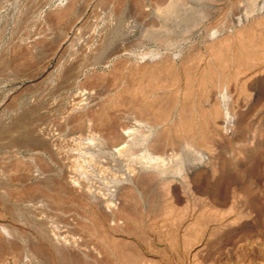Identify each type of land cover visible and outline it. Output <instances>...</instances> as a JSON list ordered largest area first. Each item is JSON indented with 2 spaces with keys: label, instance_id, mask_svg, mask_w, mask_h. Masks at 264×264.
<instances>
[{
  "label": "rangeland",
  "instance_id": "rangeland-1",
  "mask_svg": "<svg viewBox=\"0 0 264 264\" xmlns=\"http://www.w3.org/2000/svg\"><path fill=\"white\" fill-rule=\"evenodd\" d=\"M219 1H220L219 3L218 1H216V4L213 7L217 11L214 12L213 8L210 9L207 12V15H205L202 19L200 18L197 19V17L194 14V15H190L188 19L184 21H180L181 15L179 13L181 11L179 6L177 7L174 6L173 8L171 5V7L167 8V10L169 11L165 9V11L164 12L162 11L163 13H161L159 17H155V12L153 11V8H151L153 7L152 0H0V161H1L0 162V172H1L0 173V264H30L31 262H32L31 264H264V96L262 93L260 95L261 97L260 96L257 97V99L259 100H256V96L252 93V89L250 88L253 81H257L258 79H261V77L264 78V75H259L260 77L259 76L256 77L257 80H254L256 79L254 78L252 82H251V78H249L250 76L247 75L250 72V70L252 72L253 70L252 68H255L254 66L255 62L260 60L261 59L260 57L264 58L262 54V51H264V44L259 47V49L261 48L260 50L258 49V54L263 49L259 54L260 57L256 56L257 59L251 58L250 59L251 63L250 61L248 62L250 65H248L247 63L248 69H246L247 71L245 72L243 71L245 70V67H242L243 70L240 68L241 66H238L239 68H237V61H236L237 59L234 60V58L236 57L233 56L234 57L233 58L231 56V54L232 55L234 54V51L232 49H234L239 42V40H237L238 37L236 38V36L240 37L239 35L240 32L241 31L246 32V30L249 29L248 26H251L252 24L256 26L257 23H258L257 26H260L261 24V26L258 27L259 29L257 28V26L255 27L253 25H252L253 28L250 27L254 31L256 28L255 31L256 34H257V30L258 31L260 30L258 34L259 36L258 35L256 36V34H254L255 33L254 31H253L254 33H252L251 31L252 34H249L248 32L251 29H249L248 32H246L249 34L248 36H246L247 35L246 33H242V32L241 35L245 34L244 36L248 37L249 39V36L251 37V35L254 34L255 36L253 35L252 37L255 38L252 39L251 37L250 38L252 39L251 41H255V40L258 41L259 39L261 41V38L258 37L264 35V23H263L264 7L258 13L254 14L258 18V22L252 20L249 22L252 16L253 18L251 19L257 20L254 17V15L244 17V15H242L243 13L241 14L239 13L241 15L240 16L238 13H235V10H233L234 1H232V3L231 0L229 1L226 0L227 2L225 0H219ZM193 2L194 0H188V2L187 0L185 1L187 5L195 6V7L199 6ZM221 2H223V4H221ZM70 4H72L73 6ZM225 4H228L229 7L228 5L225 6ZM68 5L73 7L72 10L73 12L72 11L69 12L68 15L66 13L65 15L67 16L64 15L62 17L60 16V18L59 17L56 18L57 16L55 15L59 14L58 12L64 11V9L66 10V8L68 9L67 7ZM218 5H220L219 8ZM230 6L231 7L233 6L232 7L233 9ZM229 8L232 10H230ZM170 10L171 13H169ZM176 11H177V15L175 13ZM166 13L170 15L165 16L164 14ZM234 15L236 16L239 15V18L236 19V16ZM245 18L248 19L246 20ZM233 20L234 21L236 20L238 22H233ZM244 21L247 22L249 25L245 24ZM221 22L223 23L222 27H220ZM226 22L227 24H225ZM181 23L184 24L182 25ZM167 24H169V26ZM214 25L218 27L215 28ZM245 26L247 27L246 30L244 29ZM164 27L165 29L167 28V31L169 32L168 33L169 36L171 34L170 37L168 36V34H165L167 33V31L164 29ZM202 27L204 28L206 27L207 30L204 28L202 29ZM212 27H214V29H212ZM237 27H240V32H238L239 28ZM260 28H262L263 31ZM125 29L129 30L127 32L128 34L125 32L126 31ZM144 29L146 30V32ZM162 29L164 31L161 32ZM185 29H188L189 32ZM198 29L200 32L198 31ZM205 30L207 32L210 30H214L213 36L211 35L212 36L211 37L209 35H206L207 32H205ZM218 30H220V32ZM203 32L205 35L202 34ZM85 35L87 36V38H85L86 37ZM149 35H151V37ZM229 35L231 36V38ZM64 36L70 37V43L67 46H69L70 44L71 45L70 47L65 46L67 49L62 48L63 52H61L62 51L61 50L60 51L61 55L59 54V56H57L54 54L53 51L56 50V47L58 46L60 40ZM242 37L243 36L240 37L241 42L245 38ZM226 38L228 42L225 43L229 44L230 46V47L228 46L229 48H226L227 44L226 45L224 43L222 45L220 44V42L221 41L223 42V40H225ZM88 39H90L89 41L91 43L88 41ZM101 39L102 41H100ZM175 39L178 41H176ZM182 39L185 40L183 41ZM246 39L244 41H246ZM91 40H93L96 44H98V46ZM109 40H112V42L114 43L123 41L124 43H126V46L128 45L127 52H125V54L124 53L120 55L117 54L119 57L117 55L109 57L106 62V64L108 65H106L105 63H103V65L102 63H98V64L90 63L91 64L90 66L87 63L89 59L88 57L90 55V50L92 48L93 49L95 48L98 51H100L101 49H98L99 44H102L103 42L105 43L106 41ZM170 41H172L173 43ZM230 41H231V45H230ZM84 43L88 44L86 46L89 47V48L87 47L89 51L86 49ZM163 43L165 46L163 45ZM82 44H84V49H82L83 47H81ZM219 44L220 46L215 48V46ZM90 45H92L91 46L92 48L90 47ZM129 46L132 48V50ZM213 47L214 50L212 49ZM218 48H221V50H219ZM216 49L218 51H221V53L220 52L218 53ZM81 50H83L82 53L84 56L83 55L82 56L84 58L83 60L84 62L83 61L78 62L77 64L79 66L75 65L72 67V69L71 68L68 69L67 64L66 65H64L65 63L62 64L67 57L71 56V54L72 56L74 55L73 52H76L75 54L77 53L82 54ZM148 50H154V51L159 50L158 52H160L162 56L159 55L158 57L148 61L146 58L144 59L143 57L140 56L141 53L143 54L145 51ZM212 50L216 51V53L215 52L213 53ZM163 53H165L167 57ZM215 54L219 59H215L216 58ZM226 54H228L227 58L229 56L233 58L234 61L230 58L226 59ZM134 56L135 57L137 56L136 58L138 59H136ZM117 57L119 59H121V57L122 58L124 57V60H121V62H125L126 65L128 66L131 64V66L133 67V65L136 64L134 65V68L136 67L141 68L143 67L142 65L144 64H145L144 66H147L149 65L150 62L160 63L162 60L169 61L173 65V67H175L173 72L176 71L177 73L176 72L175 73L178 74L180 70L182 71L178 75H176V77H173L172 80L170 77L171 73H169L168 71L166 72L163 71L159 77L160 78H163V76H165V78L167 77L166 78L167 80L164 78L163 79L166 80L165 81L166 84L167 82L169 83L168 85H165L162 82L164 80L161 79L162 80L161 81L160 79H157V83L159 82L158 83L159 85H161L160 82H162V84L165 85L164 87L163 85H161V87L160 86L158 87L163 89V92H166L167 96L168 95L170 96L171 94L174 95L176 92L175 97L176 99L179 100L180 97H185L187 93V92L185 94L183 92L180 93V91H189L185 88L187 87V85H189L188 86L189 89L190 88L192 89V92H190L191 90L189 91V98L191 97L190 100L201 99L199 103L202 104L205 103L203 104V107L205 105L207 106V107L205 106L206 107L205 109H212V107L210 106H209L210 108H208V105L212 104L213 106L214 104L213 107H215L217 103V106L214 108V110L222 109V111L218 110L220 111L218 113L219 115L216 114L218 117L221 115L222 118L223 117L222 113H224V111H226L229 115L231 114L230 115L231 117L232 115L234 116L232 117L234 119L231 122V124L233 125L231 126L232 128H230L229 126L231 124H229V126L228 125L224 126L225 124H223L220 121L221 124L224 126L223 127L220 124V122H218V119L220 118L214 116L215 114L212 113L213 115L211 114V116L213 118H210L211 116H209L208 118L209 126L208 125L207 126L210 130L213 131V133L208 128L206 130L212 133L208 135L211 136V138L212 136H214L212 138L213 140L208 137L207 135L208 131L206 132L207 135L206 138L204 137L206 141L205 140L203 141L204 138L202 137L198 138L199 135H195L197 137L194 136L193 141L191 140L193 146L202 145L201 148L205 147V149H207L205 152L208 153L209 155L207 159V164L208 165L212 164L210 165V167H208V171L210 175V176L208 175V177L210 181H212L213 184L216 183V185L219 186L221 184L222 186L224 185L227 186V191L229 194L228 198L231 199H228V201H226L228 203L222 204L223 207L221 205L212 204L208 200L209 198L205 193H202L201 195L199 194L200 195L199 196L193 191H191V189L187 190L186 188L180 190L182 191L183 195L182 193L178 192L179 196L177 198L175 197L173 192L168 188L166 182L161 186V189L164 190V193L162 192V190H160L159 201L156 205H154L156 207L149 205V202H146L145 200H142L143 199L142 197H139L138 202L141 201L139 202L141 206L137 205L139 208L136 207L137 208L136 210H138L136 212L138 216L135 215V218L132 215L127 217V213H125L124 208L128 210L129 206H133V205L132 204L128 205L129 201H127L124 198V196L131 193L133 191V188H130L128 190V189H122L123 188L122 187L120 190H117L116 186L114 185L115 181H113V177L114 175H115L114 179L119 177H124L126 171L129 168L128 165H124L122 167L118 165H113L111 162H108V159H106L105 156H103V151L101 146H98L97 144H93L94 145L93 146V145H89L88 143L89 141L91 142L93 140L92 137L94 138L96 134H99L100 130H99V123L97 125L95 124L98 122L97 119H95V121H97L95 122L92 116L91 117L90 115L87 116V114L89 113L95 114L98 111L104 109V106L101 105L102 103H100V101L102 100L106 101L109 98H119L120 96L118 93L119 89L115 90L112 88L114 91V92L111 91L112 94L110 93L111 89H109V91H107V94L110 97H108L106 92H104L106 95L102 93V94L94 95L93 96L94 98L92 97L91 99L90 98L81 99L80 102H85L87 100L86 101L87 103L88 102L92 103V104L89 103L90 105L87 104V106L83 107V109L81 106L82 103L77 104L76 102L78 101L75 100V96H74L77 93L82 92L84 87L83 81L85 80V77H87L90 73L99 75L100 73L98 74V72H101L103 74L104 73L106 74L108 71H110L111 67L113 68L115 66V64L113 65V63L116 64L120 63ZM162 57L163 59L160 60ZM110 58H112L113 60H111ZM170 58L172 60H170ZM62 59H64L63 62ZM220 59L223 63H221ZM137 60L138 61L140 60V62L142 63L141 67L139 65L140 62L138 63ZM144 60L145 62L146 60L148 61L147 65L146 63H144ZM217 60L222 66V69L220 65L219 66L217 65L218 64ZM178 61L182 64L178 63ZM213 61L215 62L214 64L217 66L213 64ZM260 61L256 62V64H258ZM128 62H130V64ZM185 64H189V66L187 65L185 68ZM181 65L183 66L181 67ZM209 65L211 67H209ZM233 65L234 67L236 65V69L234 68L235 72L234 69H229ZM240 65H244V64H240ZM190 67H192L193 69ZM205 67L207 68L209 67L210 70L212 67L213 68L217 67L218 71L212 69V71L214 70L212 77H214V75L217 73L220 74V72H222L223 69H226L225 71H223L226 74L224 76H221L223 73L222 72L219 75L220 77L218 78H217L218 75L217 74L215 75L216 77H214L215 79L212 78L201 85L200 79L203 77H207L206 75L209 76L208 73L209 68L206 70ZM186 69L188 71H186ZM240 69L243 71V74L242 71L241 73H239ZM229 70L233 72L232 75H231L232 72ZM201 71L204 72L203 74H205V76L202 74ZM237 71L238 74H235L236 78L233 77V79L236 80L234 81L232 79L233 81L232 80L227 81V74L234 76V73H236ZM187 72H189L190 78H188ZM198 72L200 73L197 75ZM175 73H173V75H175ZM71 74L74 77H70ZM168 75L170 78L168 77ZM230 75L229 77H231ZM245 75H247L246 77L250 80L246 79ZM182 76L187 77L191 81L193 80L192 81L193 83H191V81H189L187 78L183 79L184 77ZM68 77L69 80L71 81L70 83ZM229 77L228 79L232 78ZM239 78H241L242 80ZM219 79L221 81L224 80L225 84L224 82L220 81V85H219ZM248 81H250L249 83L251 84H249ZM175 82L178 84L176 85ZM196 82H200L198 83V86L199 88H202L204 86L202 88L204 90L198 89L199 90L198 91L197 90L198 86ZM227 82H231V83L230 84L228 83L229 85H226ZM242 82L244 83L241 84ZM209 83L210 85H208ZM213 83H214V88H211L213 87ZM221 84L226 86L228 89H226V87L222 86ZM262 84L264 85V83ZM205 85H208L207 90L205 89ZM216 86L217 88H215ZM164 89L165 90L168 89L167 90L168 92L165 91ZM176 89L180 91H175ZM196 91L200 93V96L199 93ZM193 92L195 97L192 96L193 94L190 95V93ZM195 93H198V95L196 94L197 95L196 96ZM210 93L214 95L211 97ZM166 94L164 95L163 93L162 95L166 97ZM222 94L226 95L227 98L225 101L227 102L228 100V104L224 101ZM208 96L211 97V100L209 99L210 97ZM218 97L219 98L221 97L219 100L221 102L218 101L219 99ZM249 97L250 100L252 99L251 101L249 100ZM98 99H100V101ZM178 100H176V104L178 103L180 104L182 101L181 98H180L181 100L180 102ZM194 101L197 102V100ZM206 101L208 102V104ZM212 101L214 102L211 103ZM222 101H224V103H222ZM97 102H99L100 104L99 103L97 104ZM218 102L221 104H219ZM49 103L51 104V106L48 105ZM94 103L95 105L93 106ZM222 104L224 106H222ZM73 105L77 106V107L75 106L76 109L73 110H76L77 112L80 109L82 110H80L79 113L71 110L72 112L69 113L70 112L69 108L70 106ZM79 105L81 108L78 107ZM88 105L90 108L88 107ZM122 105L123 107L124 105H127V108H131V109L133 108L132 103L131 104L124 103ZM128 105L132 107H128ZM227 106H229L228 107L229 112L227 110ZM66 108L69 110H65ZM137 109L138 108H136V110L135 108L132 109L133 111L132 117H134L136 120L132 118L134 120L133 122V120L130 119L131 122L128 121V125L132 127L134 125L136 128L142 130L143 128H145L144 123H141L145 115L142 111L140 113L139 112L140 110L138 109L139 110L138 111ZM64 111L66 112L63 113ZM218 111H216V113ZM134 112L137 113L136 114L138 115L137 117L135 116ZM138 113L141 115H139ZM176 116H177V112H173L171 117L170 115L169 117L171 118V120L173 117V120L176 121H171L170 118L168 117L167 122H162L165 123V125L164 124L162 125L161 123V125H159L155 129V131L152 133L151 136L152 141H156V139L159 140L160 137L165 136L168 133L169 128L170 131H172L173 129L175 131H178V128L180 129L179 127L180 124L177 122L178 116L177 117ZM73 117L75 118V120ZM55 118L57 120L58 118L66 119V121L58 120L61 121L58 122L57 120H54ZM198 118L199 117H197V119ZM71 119L72 121L74 120L73 125L76 126L78 125L77 127L75 126L76 128L71 124L72 123ZM211 119L214 121L215 124L219 123V125L221 126H219L218 124L216 125L220 128L216 129L217 126H215V124ZM68 121L69 123H67ZM75 121H77L78 124H75ZM56 122L60 123L58 124V126L60 125L59 127L56 126L57 125ZM90 122L94 128V129L92 128V130L94 131L89 130V128L91 129L92 127L89 124ZM168 122L171 124V126L170 124L167 125ZM200 122L201 120L197 121V123ZM211 123H213L214 125ZM174 124L176 125V127L178 126L177 130L176 128H174L175 127ZM88 125H90L89 128ZM210 125H212L211 127H213L214 130L213 128L212 129L210 128ZM163 126L164 127L167 126L168 129L165 127L164 130V128H162ZM63 127L64 129H62ZM74 129L76 130L78 129V130L76 131ZM96 130L99 132L96 133ZM215 130L219 131V133L221 131H227V132L224 133L221 132L219 134ZM78 131L79 133L77 134L76 132ZM39 132L40 133L42 132L43 134L42 133L40 134ZM91 132L93 133V135H91L92 134ZM231 132L233 133L231 134ZM221 134L224 135L222 136ZM225 134H227L228 136ZM58 135L60 136V138L58 137ZM45 137L51 139L49 140ZM208 138L210 142L207 140ZM195 139H197V141H195ZM201 139L202 142L199 143V140L201 141ZM85 141L87 144L85 143ZM46 143L49 146H47ZM203 143H205V145H203ZM208 146L209 148H206ZM67 151L69 152L71 151V152L67 153ZM216 151H218L220 157L217 156L218 153ZM58 152H61L62 155L60 154V156H58L59 155ZM213 152L216 153L215 156L211 155V153L214 154ZM96 153L100 155L97 156ZM69 154H71L70 155L71 157L69 156ZM67 157L69 160L67 159ZM90 157L92 159H90ZM9 158H11V160L8 161ZM104 158L106 162H104L105 161ZM13 159L14 161L15 160L16 161L13 162L12 161ZM70 159L73 160L70 161ZM93 159L95 161L97 160L100 161L95 162ZM10 161L15 163L14 168H16L17 170L19 169L21 171L22 168L24 170H22V172H19V170L17 171L13 169L12 168L13 163ZM48 161L50 162L49 165L51 164L50 167L47 163ZM51 161L54 164L51 163ZM91 161L92 163L95 162V164H91ZM219 161H224V163L226 162L225 163L226 165H224L223 170L219 169V166L217 164V162ZM99 162L100 164L102 163V165H99L98 164ZM124 162L126 163V161ZM39 163H41L42 165ZM62 163H66L70 165L71 172L68 171L70 174L65 173L67 171H64ZM227 163L229 166L231 165L230 169H228L229 167ZM23 164L24 166L26 164V166L23 167ZM72 166L75 168H73ZM90 167L94 171L90 169ZM35 168L36 170H34ZM104 168L105 170H103ZM109 168L111 171L109 170ZM50 169L51 171L48 172L46 171ZM61 169L63 170L61 171ZM74 169H76L77 172ZM78 169L80 170L78 171ZM112 169H114V171ZM25 170L27 171V173ZM38 170L39 172L36 174ZM2 171H4L5 173ZM80 171H83L84 174L83 173L79 174ZM14 172H16L17 174L19 173V175L17 176L16 173ZM120 172L122 174H119ZM39 174L43 175V177L42 178L41 176L38 177ZM70 175L72 176L75 175L76 176L75 178L77 177L80 178L81 176L84 177V179L86 178L88 181L86 179H85L86 181L84 179L83 180L89 185V187L86 184L85 186L88 187L89 190H92L90 192L96 191L97 193L93 192L95 194L104 192V196H109V194L110 195L112 194L111 189L112 186H114L113 190L114 192L117 193L119 197L117 196L118 198L116 199L115 204L110 201L107 202V203L109 202L112 203L109 206L110 207L109 212L105 209L106 204H101L100 202L96 201L95 199H92L90 196L87 195V191L89 190L85 186L84 189L82 187L81 189L79 188V185L76 187L75 185L72 184L70 185V183H68L69 182L68 179ZM90 175H92V177ZM220 175L223 176L221 177ZM106 176L107 178L109 177L112 178H109L110 179L109 180L106 178ZM89 177L91 178V180L94 178L96 179L98 178L99 181H95L96 179L90 181ZM248 177H250L251 180ZM103 178L104 179L106 178V180H104ZM96 182L99 186H97ZM217 182L219 184H217ZM41 185H43V187ZM126 187L128 188L127 185ZM80 189L82 191H79ZM127 191L130 192L127 193ZM83 192L86 195H84ZM122 193H124L125 195H123ZM47 195H49L50 197ZM194 195L196 196L194 197ZM121 196H123L122 199H120ZM201 197L203 198L201 199ZM124 200L128 202L127 206ZM119 201H121L122 203L117 205ZM143 201L144 203L142 204ZM138 202L137 204H139ZM254 202L256 203L253 204ZM158 204L162 207L157 206ZM161 204H164V207ZM251 204H253V206ZM257 205L260 207H258ZM123 206L125 207L122 209L121 207ZM146 206L148 207L152 206V208H149L148 210ZM167 206H169L170 208L173 207L175 212H172L173 208L172 211L170 212L171 209H168ZM32 207L33 208L35 207V209H33ZM113 207H116L117 209L116 208L113 209ZM165 207L167 209L166 212L164 213ZM201 207H203V209ZM253 207L255 209H253ZM256 207H258L257 211H256ZM158 208H161V212L163 209V212L160 213V209L158 210ZM101 209H103L105 212H103ZM144 209H146V211ZM151 209H156V210L152 211ZM200 210H202L201 212L204 215L202 214H199L200 216L198 215V212ZM147 211L149 215L147 214ZM157 211L158 213H156ZM107 212L108 215L106 214L107 216L106 217L105 213ZM140 212H142V214ZM153 213H155L156 215H154ZM109 214H114L115 217L117 216V218L113 216L114 217L113 219L109 216ZM206 214L207 216H205ZM136 217L137 220H135ZM134 223L136 224L134 225ZM163 223L165 225H163ZM2 228H7L9 231L5 232L4 229ZM109 228L111 229L109 230ZM113 229L114 231H112ZM52 236H55L56 239L58 238L64 239V241L67 242L62 246L55 245L52 242V239H50V237ZM109 236L110 237L114 236L115 238L114 237L110 238ZM66 244H68V246ZM21 251H26L27 254L29 253L28 255H30V257L27 255L28 256L27 258H30V260L21 257L20 255ZM120 253H122L123 256ZM126 257L129 258L127 259ZM25 261L27 263H25Z\"/></svg>",
  "mask_w": 264,
  "mask_h": 264
},
{
  "label": "bare ground",
  "instance_id": "bare-ground-1",
  "mask_svg": "<svg viewBox=\"0 0 264 264\" xmlns=\"http://www.w3.org/2000/svg\"><path fill=\"white\" fill-rule=\"evenodd\" d=\"M185 1L186 0H152V2H153V4H152V6L153 7H151V8H153V11L155 12V17H159L160 15H161V13H163L164 11H165V9L167 10V8H169V7H171V5H172V7L174 8V6L175 7H177V6H179L180 7V15H181V19H180V21H184V20H186V19H188L189 18V16L190 15H194L195 14V16L197 17V19L198 18H200V19H202L205 15H207V12L210 10V9H212L213 7H214V5L216 4V1H218V3L220 2L219 0H194V2L193 3H195L196 5H199L198 7H195V6H190V5H187L186 3H185ZM226 1V0H225ZM225 1H223V2H225ZM229 1V0H228ZM232 1H234V9L233 10H235V13H243L242 15H244V17H248V16H251V15H254V14H256V13H258L263 7H264V0H231V3H232ZM151 2V3H152ZM187 2H188V0H187ZM190 2V1H189ZM223 2H221V4H223ZM227 2V1H226ZM71 3V2H70ZM144 3V2H143ZM189 4H192V3H189ZM195 4H193V5H195ZM70 5H72V4H70ZM226 5H228V4H225V6ZM231 5V4H230ZM38 6V5H37ZM73 6V5H72ZM72 6H67L68 7V9L66 8V10L64 9V11H61V12H58L59 14H57V15H55V16H57L56 18H60V16L62 17V16H64L66 13H67V15H68V13L69 12H71L72 10H73V7ZM219 6L220 5H218V8H219ZM178 7V8H179ZM228 7H229V5H228ZM225 8H227V7H225ZM59 9V8H58ZM147 9V8H146ZM214 9V8H213ZM221 9V8H220ZM230 9V8H229ZM232 9H230V10H232ZM55 10V9H54ZM151 10V9H150ZM225 10H227V9H225ZM152 11V12H153ZM163 11V12H162ZM167 11H169V10H167ZM214 12L215 11H217V10H213ZM73 12V11H72ZM228 12V11H227ZM169 13H171V10H170V12ZM173 13V12H172ZM176 13V15H177V11L175 12ZM72 14V13H71ZM145 14V13H144ZM154 14V13H153ZM215 14V13H214ZM218 14V13H217ZM239 14V15H240ZM67 15H65V16H67ZM165 16L166 15H170V14H168V13H166V14H164ZM163 15V16H164ZM175 15V14H174ZM173 15V16H174ZM211 15V14H210ZM213 15V14H212ZM230 15V14H229ZM239 15L238 16H236V15H234V16H236V19H238L239 18ZM264 15V14H263ZM164 16V17H165ZM241 16V15H240ZM259 16V15H258ZM39 17V16H38ZM171 17V16H170ZM177 17V16H176ZM175 17V18H176ZM254 17L257 19V20H255V19H251V18H253V16L250 18V20H249V22L252 20V21H257L258 22V18L254 15ZM261 17H262V15H261ZM260 17V18H261ZM36 18V17H35ZM154 18V17H153ZM169 18V17H168ZM229 18V17H228ZM233 18H235V17H233ZM167 19V18H166ZM165 19V20H166ZM177 19V18H176ZM246 19V18H245ZM248 19V18H247ZM246 19V20H247ZM158 20V19H157ZM164 20V21H165ZM178 20V19H177ZM190 20V19H189ZM204 20V19H203ZM224 20V19H223ZM261 20V19H260ZM264 20V19H263ZM51 21V20H50ZM162 21V20H161ZM179 21V20H178ZM188 21V20H187ZM227 21H228V19H227ZM231 21H232V19H231ZM231 21H229V22H231ZM239 21H240V19H239ZM155 22V21H154ZM214 22V21H213ZM216 22H219V21H216ZM225 22V21H224ZM233 22H238V21H234L233 20ZM245 22V21H244ZM261 22V21H260ZM41 23V22H40ZM87 23V22H86ZM163 23V22H162ZM180 23V22H179ZM190 23H192V22H190ZM189 23V24H190ZM195 23V22H194ZM242 23V22H241ZM241 23H238V24H241ZM251 23H253V22H251ZM250 23V24H251ZM264 23V22H263ZM43 24V23H42ZM68 24V23H67ZM171 24V23H170ZM182 24V23H181ZM180 24V25H181ZM184 24V23H183ZM182 24V25H183ZM213 24V23H212ZM212 24H210V25H212ZM215 24V23H214ZM225 24H227V22L225 23ZM224 24V25H225ZM229 24V23H228ZM245 24H248L247 22H245ZM256 24V23H255ZM37 25V24H36ZM162 25V24H161ZM166 25V24H165ZM168 26H169V24H167ZM208 25V24H207ZM219 25V24H218ZM222 25H223V23L221 22V26L220 27H222ZM249 25V24H248ZM253 25V24H252ZM252 25L251 26H248L249 27V29H251L249 32H248V30L249 29H247L246 30V26H245V30H246V32H248L249 34H252V33H254L255 31H256V28H255V31L252 29L253 27H252ZM258 25V23L256 24V26ZM40 26V25H39ZM49 26H50V24H49ZM78 26V25H77ZM93 26V25H92ZM167 26V27H168ZM191 26V25H190ZM215 26V25H214ZM253 26H255V25H253ZM255 26V27H256ZM260 26H261V24H260ZM260 26H257V28L258 27H260ZM149 27V26H148ZM152 27V26H151ZM150 27V28H151ZM156 27H157V25H156ZM161 27V26H160ZM159 27V28H160ZM218 27V26H217ZM216 26H215V28H217ZM250 27H252V28H250ZM39 28V27H38ZM47 28V27H46ZM90 28V27H89ZM95 28V27H94ZM128 28V27H127ZM197 28V27H196ZM199 28V27H198ZM201 28V27H200ZM204 27H202V29H203ZM235 28V27H234ZM233 28V29H234ZM237 28H239V31L238 32H240V27H237ZM70 29V28H69ZM113 29H114V27H113ZM164 29H165V27H164ZM175 29H176V27H175ZM178 29H180V28H178ZM204 29H206V27L204 28ZM212 29H214V27H212ZM259 29V28H258ZM262 31H263V29L262 28H260ZM74 30V29H73ZM124 30V29H123ZM126 30V29H125ZM145 30V29H144ZM148 30V29H147ZM156 30V29H155ZM154 30V31H155ZM166 31H167V28L165 29ZM172 30V29H171ZM185 30H187L188 31V29H185ZM207 30V29H206ZM205 30V32H207ZM237 30V29H236ZM235 30V31H236ZM243 30V29H242ZM75 31V30H74ZM129 30H126L125 32L127 33ZM159 31V30H158ZM162 31H164L163 29L161 30V32ZM198 31H199V29H198ZM203 31V30H202ZM219 32H220V30H218ZM244 31V30H243ZM251 31H252V33H251ZM254 31V32H253ZM93 32V31H92ZM123 32V31H122ZM145 32H146V30H145ZM161 32H160V35H161ZM170 32H172V31H170ZM180 32V31H179ZM184 32V31H183ZM189 32V31H188ZM194 32V31H193ZM200 32V31H199ZM242 32V31H241ZM241 32H240V37L241 36H243V37H245L244 35H241ZM246 32H242V33H246ZM259 32H260V30L258 31L257 30V34H256V32L254 33V34H256V36L259 34ZM90 33V32H89ZM111 33H113V32H111ZM116 33V32H115ZM114 33V34H115ZM124 33V32H123ZM157 33H159V32H157ZM156 33V34H157ZM164 33V32H163ZM162 33V34H163ZM169 32L167 31V33H165V34H168ZM175 33V32H174ZM213 33H214V30H210V31H208L207 33H206V35H209V36H213ZM248 33H246L247 35L246 36H248L249 34ZM128 34V33H127ZM149 34V33H148ZM151 34H152V32H151ZM192 34V33H191ZM203 35H205L204 34V32L202 33ZM253 34V35H254ZM142 35V34H141ZM238 35V34H237ZM253 35H251V37L253 36ZM46 36V35H45ZM86 36V35H85ZM112 36V35H111ZM115 36V35H114ZM117 36V35H116ZM147 36V35H146ZM150 37H151V35H149ZM155 36V35H154ZM168 36H169V34H168ZM170 36H171V34H170ZM169 36V37H170ZM176 36H178V35H176ZM189 36V35H188ZM211 36V37H212ZM230 36V35H229ZM235 36V35H234ZM255 36V35H254ZM259 36V35H258ZM264 36V35H263ZM262 35H261V37H258V38H261V41H260V39L257 41V40H255V41H251L252 39H254L255 37H252V39H250L251 37L249 36V39H248V37H245L244 39H243V41L241 42V38L239 37V36H236V38L238 37V39L237 40H239V42H238V44H237V46L234 48V49H232L233 51H234V54L232 55L231 54V56L233 57H236V58H234V60L235 59H237L236 61H237V68H239L238 66H241L240 68L242 69V67H245V70H243L244 72L245 71H247L246 69H248V65H250L248 62L250 61V59L251 58H256V56H258V57H260L259 56V54L261 53V51L263 50H261L260 51V53L258 54V49H259V47L261 46V45H263L264 44V37H263ZM30 37V36H29ZM32 37V36H31ZM35 37V36H34ZM118 37V36H117ZM174 37V36H173ZM210 37V38H211ZM242 37V38H243ZM263 37V38H262ZM85 38H87V36L85 37ZM133 38V37H132ZM168 38V37H167ZM175 38V37H174ZM205 38V37H204ZM227 38H228V36H227ZM227 38L225 39V40H227ZM230 38H231V36H230ZM236 38H235V40H236ZM247 38V39H246ZM33 39V38H32ZM127 39V38H126ZM171 39V38H170ZM233 39H234V37H233ZM246 39V41H244ZM87 40V39H86ZM90 39H88V41H89ZM123 40V39H122ZM160 40V39H159ZM158 40V41H159ZM176 40V39H175ZM183 40V39H182ZM185 40V39H184ZM183 40V41H184ZM217 40V39H216ZM225 40H223V42L221 41L220 42V44L222 45L223 43L226 45V48H229L230 46H229V44L228 43H225V42H228V40L227 41H225ZM230 40H232V39H230ZM235 40H233V41H235ZM247 40H249V41H247ZM21 41V40H20ZM23 41V40H22ZM57 41H58V39H57ZM75 41V40H74ZM91 41H93V40H91ZM100 41H102V39L100 40ZM99 41V42H100ZM151 41V40H150ZM176 41H178V40H176ZM176 41H175V43H176ZM260 41V42H259ZM25 42V41H24ZM78 42V41H77ZM82 42V41H81ZM87 42V41H86ZM90 42V41H89ZM88 42V43H89ZM94 42V41H93ZM155 42V41H154ZM163 42V41H162ZM170 42H172V41H170ZM241 42V43H240ZM58 43V42H57ZM70 43V37H66V36H64L61 40H60V42H59V44H58V46L56 47V50L55 51H53L54 52V54L55 55H57V56H59V54H60V51L62 50V48H66L65 46H67L68 44ZM83 43V42H82ZM91 43V42H90ZM95 43V42H94ZM101 43V42H100ZM173 43V42H172ZM174 43V44H175ZM240 43V44H239ZM79 44V43H78ZM85 44V43H84ZM84 44H82V46L81 47H83L82 49H84ZM93 44V43H92ZM96 44V43H95ZM94 44V45H95ZM169 44V43H168ZM171 44V43H170ZM183 44V43H182ZM220 44L219 45H216L215 46V48H217L218 46H220ZM71 45V44H70ZM70 45L69 46H67V47H70ZM86 45H88L87 43L85 44V47H86V49H87V47L88 46H86ZM97 46H98V44H96ZM163 45H164V43H163ZM176 45V44H175ZM211 45V44H210ZM215 45V44H214ZM230 45H231V41H230ZM235 45V44H234ZM233 45V46H234ZM25 46H27V45H25ZM73 46V45H72ZM92 45H90V47H91ZM97 46H95V47H97ZM128 46V45H127ZM127 46H126V43H124L123 41H119V42H112V40H109V41H106L105 43L103 42L102 44H99V48L98 49H101L100 51H98L97 49H93L92 47V49L90 50V55H89V59H88V64L91 66V64H98V63H102V65H103V63H105L106 64V62H107V60H108V58L109 57H111V56H114V55H117V54H125V52H127ZM165 46V45H164ZM163 46V47H164ZM229 46V47H228ZM130 47V46H129ZM166 47H167V45H166ZM212 47V46H211ZM210 47V48H211ZM223 47V46H222ZM74 48V47H73ZM89 48V47H88ZM131 48V47H130ZM135 48V47H134ZM195 48V47H194ZM55 49V48H54ZM67 49V48H66ZM72 49V48H71ZM81 49V48H80ZM129 49V48H128ZM164 49H166V48H164ZM213 50H214V47L212 48ZM219 50H221V48H218ZM225 49V48H224ZM261 49V48H260ZM259 49V50H260ZM75 50V49H74ZM79 50V49H78ZM88 51H89V49H87ZM131 50H132V48H131ZM138 50H140V49H138ZM169 50H171V49H169ZM173 50V49H172ZM178 50V49H177ZM183 50V49H182ZM187 50V49H186ZM212 50V51H213ZM230 50V49H229ZM71 51V50H70ZM76 51V50H75ZM80 51V50H79ZM82 51L83 50H81V53H82ZM129 51V50H128ZM159 51V50H158ZM158 51H154V50H148V51H143L144 53L142 54L141 52H139V53H141V57H143L144 59L146 58L148 61H150V60H152L153 58H156V57H158L159 55L160 56H162L161 54H160V52H158ZM161 51V50H160ZM166 51V50H165ZM184 51H185V49H184ZM210 51V50H209ZM216 51H218L217 49H216ZM216 51H213V53L215 52L216 53ZM227 51V50H226ZM225 51V52H226ZM231 51V50H230ZM53 52H52V54H53ZM61 52H63V50L61 51ZM85 52V51H84ZM176 52H178V51H176ZM221 53V51H218V53ZM224 52V51H223ZM74 53V55L72 56V54H71V56H69V55H67V56H69V57H67L65 60L64 59H62V62H63V60H64V62L62 63V64H64V65H66L67 64V66H68V69H72V67L73 66H79L77 63L78 62H80V61H83L84 60V58H83V53L82 54H75L76 52H73ZM86 53V52H85ZM129 53V52H128ZM166 53V52H165ZM165 53H163V54H165ZM228 53H229V51H228ZM262 54H263V56H264V51H262ZM61 55V54H60ZM65 55V54H64ZM83 55V56H82ZM127 55V54H126ZM126 55H125V57H126ZM227 55L228 54H226V59H228V58H230V59H232L233 60V58H231V57H229L228 56V58H227ZM118 56V55H117ZM138 56V55H137ZM136 56V57H137ZM165 56H166V54H165ZM164 56V57H165ZM55 57V56H54ZM86 57V56H85ZM119 57V56H118ZM117 57V59L119 60V62L120 63H113V65L115 64V66L112 68L111 67V69H110V71H108L106 74L104 73H101V72H98V74L99 75H96V74H89L87 77H85V80L83 81L84 82V87H83V90H82V92H80V91H78V92H80V93H77L76 95H74L75 96V100L76 101H78V102H76L77 104H79V103H82V109H83V107H86L87 106V104H89V103H91V102H80V100L81 99H86V98H92L94 95H97V94H102V93H104V92H106V94H107V91H109V89H111L110 90V93L112 94V92L111 91H113V89H115V90H117V89H119V91H118V93H119V98H109L108 100H102V101H100V99H98L99 101H100V103H102L101 105L102 106H104V109H100L101 111H98L97 113H89V114H87V116L88 115H90V117L92 116V118L94 119V121H95V119H97V121H95V122H97V123H95L96 125L99 123V130H100V132L99 131H97L96 130V133L97 132H99V134H96V136L93 138L92 137V141L90 142H88L89 143V145H93V144H97L98 146H101L102 147V151H103V156H105L106 157V159H108V162H111L113 165H118V166H124V165H128V170L126 171V173H125V176L124 177H119V178H115L114 179V177H115V175H114V177H113V181H115L114 182V185L116 186V189L117 190H120L122 187V189H130V188H133V193L131 192V193H129L128 191H127V193H129V194H127V195H125L124 193H122L123 195H125L124 196V198L127 200V201H129V203L128 202H126L125 200V202H126V206H127V203H128V205L130 204H132L133 206H129V209L128 210H126L124 207L125 206H123V207H121L122 209L124 208V211H125V213H127V217L128 216H133L134 218H135V215H137V211L138 210H136L137 208H139L137 205H140V203L139 202H141V201H139L138 202V198L139 197H142L143 199L142 200H145L146 202H149V205H152L153 207H156V206H154V205H156L157 203H158V201H159V196H160V190H162L161 189V186H162V184H164V183H166L167 182V186H168V188L173 192V194L175 195V197H177L178 198V192H180V193H182V191H180L181 189H183V188H186L187 190L188 189H191V191H193L194 193H196L197 195H201L202 193H205L207 196H208V200L212 203V204H216V205H221L222 206V204H224V203H228V202H226V201H228V199H231V198H228V196H229V194H228V191H227V186L226 185H224V186H222V184L219 186V185H216V183L215 184H213L212 183V181H210V179H209V177H208V175H209V171H208V167H210V165H212V164H210L209 162V164L210 165H208L207 164V159H208V153H205L206 152V150L207 149H205V147H202L201 148V146L200 145H198V146H200V147H198L197 145L195 146H193L192 145V143H191V140L193 141V139H194V136L195 135H199L198 136V138L199 137H202V138H206V136L208 135V134H210L211 132H209L208 130H206L207 128H208V118H209V116H211V114L212 113H214L215 115L214 116H217L216 114H218L220 111H222V109H218V110H220V111H218V110H214V108L217 106V103H216V106L215 107H213L214 106V104H213V106H212V104L211 103H213L214 101H212L211 103H209V104H211V105H208V108H210V107H212V109H205L206 107L204 106L203 107V104H205V103H199L200 102V100L199 99H194V100H197V102L196 101H194V100H190V98H189V91L190 92H192V89L190 88L189 89V85H187V87H185L187 90H189V91H180V90H175V91H180V93L181 92H183L184 94L186 93V95H185V97H180L181 98V100H180V98H179V100L178 99H176V92H175V94L173 95V94H171L170 96L168 95L167 96V94H166V92H163V89H161L160 87H161V85H163L162 84V82L165 84V85H168L169 83L167 82V84H166V78H165V76H163V78L164 79H166V80H164L163 78H160L159 76L161 75V73L164 71V72H166V71H168L169 73H171L170 74V77H171V80H172V78L173 77H176V75H178L182 70H180L179 71V73L178 74H176L175 72H173L174 71V69H175V67H173V65L169 62V61H164V60H162L163 59V57L160 59V60H162L160 63L158 62V63H152V62H150V63H152V64H150L149 63V65H147L148 63V61L146 60V62H145V60H144V63H146V65L147 66H144V65H142V63L140 62V60L138 61V63H139V65H140V67H141V65L143 66V67H141V68H137L136 66V68H134V65H136V64H134L133 65V67L131 66V64H130V62H128L130 65L128 66V65H126V63L125 62H121V60H124V57L122 58L121 57V59H119ZM135 57V56H134ZM135 57V58H136ZM139 57V56H138ZM167 57V56H166ZM180 57V56H179ZM215 59H219V58H217V55L215 54ZM224 57V56H223ZM222 57V58H223ZM41 58V57H40ZM173 58V57H172ZM176 58V57H175ZM184 58V57H183ZM225 58V57H224ZM261 59L260 60H262V58L263 57H260ZM111 60H113L112 58H110ZM127 59V58H126ZM130 59V58H129ZM136 59H138V58H136ZM194 59V58H193ZM257 59V58H256ZM60 60V59H59ZM169 60V59H168ZM170 60H172L171 58H170ZM206 60H207V58H206ZM213 60V59H212ZM212 60H211V62H212ZM233 60V61H234ZM260 60H258V61H260ZM114 61H116V60H114ZM127 61H129V60H127ZM136 61V60H135ZM142 61V60H141ZM154 61V60H153ZM157 61V60H156ZM155 61V62H156ZM158 61H159V59H158ZM196 61H198V60H196ZM205 61V60H204ZM220 61H221V59H220ZM253 61V60H252ZM258 61H256V62H258ZM84 62V61H83ZM82 62V63H83ZM111 62H113V61H111ZM143 62V61H142ZM211 62H208V63H211ZM256 62H255V68H252L253 70H252V72H251V70H250V72L247 74V75H249L248 77L249 78H251V82L253 81V79L254 78H256V77H258L259 75H264V58H263V60L262 61H260L258 64H256ZM91 63V64H90ZM137 63V62H136ZM137 63V64H138ZM176 63V62H175ZM178 63H180L179 61H178ZM189 63H191V62H189ZM215 62L213 61V64H214ZM217 65L219 66L220 65V63L218 62V60H217ZM221 63H223L222 61H221ZM245 63H246V65H245ZM247 63H248V65H247ZM250 63H251V61H250ZM86 64V63H85ZM132 64H133V62H132ZM180 64H182V63H180ZM180 64H179V66H180ZM240 64H244V65H240ZM254 64V63H253ZM56 65V64H55ZM60 65V64H59ZM63 65V66H64ZM87 65V64H86ZM106 65H108V64H106ZM176 65V64H175ZM189 66V64H185V68H186V66ZM206 65V64H205ZM215 65V64H214ZM217 65H215V66H217ZM222 65H225V64H222ZM84 66V65H83ZM82 66V67H83ZM138 66V65H137ZM183 65H181V67H182ZM198 66V65H197ZM211 66H212V64H211ZM210 65H209V67H211ZM221 66V65H220ZM246 66H247V68H246ZM60 67V66H59ZM139 67V66H138ZM204 67V66H203ZM208 67V68H209ZM224 67H226V66H224ZM233 67V68H232ZM84 68V67H83ZM178 68V67H177ZM184 68V67H183ZM183 68H181V69H183ZM190 68H192V67H190ZM206 68V70L208 69L207 67H205ZM236 69V65H235V67H234V65L233 66H231V68H229V69ZM66 69H67V67H66ZM88 69V68H87ZM93 69V68H92ZM193 69V68H192ZM196 69V68H195ZM202 69H204V68H202ZM212 69H215V70H217V67H215V68H211V70H210V68L208 69L209 70V76L208 75H206L207 77H203V78H201L200 79V82H196V84H197V86H198V83H200L201 85L204 83V82H206V81H208V80H210V79H212V78H214V77H216L215 75H217V74H215L214 75V77H212V75H213V72H214V70L212 71ZM221 69H222V66H221ZM235 69H234V72H235ZM240 69V71H239V73H241V70ZM75 70V69H74ZM185 70V69H184ZM184 70H183V72H184ZM190 70V69H189ZM205 70V71H206ZM226 69H223V71H225ZM65 71H67V70H65ZM69 71V70H68ZM186 71H188L187 69H186ZM197 71V70H196ZM203 71V70H202ZM201 71V72H202ZM211 71H212V74H211ZM218 71V70H217ZM219 71H222V70H219ZM222 71V72H223ZM229 71H231V70H229ZM243 71H242V74H243ZM82 72V71H81ZM90 72V71H89ZM93 72V71H92ZM104 72V71H103ZM182 72V73H183ZM194 72V71H193ZM222 72H220V74L222 73ZM232 72V71H231ZM173 73H175V75H173ZM192 73V72H191ZM200 72H198L197 73V75L199 74ZM204 72H202V74H203ZM207 73V74H208ZM224 73V72H223ZM222 73V75L221 76H224L226 73H224L223 74ZM229 73V72H228ZM103 74V75H102ZM165 74V73H164ZM168 74V73H167ZM185 74V73H184ZM183 74V75H184ZM220 74H218L217 75V78L218 77H220L219 75ZM233 74V72L231 73V75ZM235 74H238V71L236 72V73H234V76H231L230 74H227V81L229 80H232L233 79V77H235L236 78V75ZM246 74V73H245ZM166 75V74H165ZM204 76H205V74H203ZM202 75V76H203ZM229 75L232 77H229ZM247 75H245V77L247 76ZM78 76V75H77ZM187 76H188V78H190V74H189V72H187ZM243 76V75H242ZM241 76V77H242ZM70 77H74V76H72V74L70 75ZM135 77V78H134ZM168 77H169V75H168ZM169 77V78H170ZM178 77V76H177ZM181 77V76H180ZM182 77H184V76H182ZM195 77V76H194ZM228 77L229 78H231V79H228ZM260 77V76H259ZM169 78H168V80H169ZM185 78H187V77H184L183 79H185ZM187 78V79H188ZM196 78V77H195ZM216 78V79H217ZM243 78V77H242ZM57 79V78H56ZM62 79H64V78H62ZM72 79V78H71ZM135 79V80H134ZM157 79H162V80H164V81H162V82H160L161 83V85H159L158 83H157ZM178 79H180V78H178ZM182 79V78H181ZM182 79V80H183ZM215 79V78H214ZM225 79H226V77H225ZM239 79H241V78H239ZM246 79H248L247 77H246ZM68 80H69V77H68ZM73 80V79H72ZM159 80V81H160ZM189 81H191L190 79H188ZM234 80V79H233ZM232 80V81H233ZM236 80V79H235ZM234 80V81H235ZM242 80V79H241ZM241 80H240V82H241ZM245 80V79H244ZM243 80V81H244ZM248 80H250V79H248ZM254 80H257V78L256 79H254ZM259 80V81H258ZM257 81H253L252 82V84L251 83H249L250 81H248V83L249 84H251V89H252V93L256 96V100H259V99H257V97H259L262 93H263V96H264V91H263V88H264V85L262 84V83H264L263 81H264V78L263 77H261V79H258ZM67 81V80H66ZM65 81V82H66ZM74 81V80H73ZM187 81V80H186ZM193 81V80H192ZM191 81V83H193ZM220 79H219V85H220ZM71 81L69 80V83H70ZM216 82V81H215ZM221 82H224V80L223 81H221ZM239 82V81H238ZM246 82V81H245ZM60 83V82H59ZM68 83V82H67ZM172 83V82H171ZM170 83V84H171ZM190 83V82H189ZM211 83V82H210ZM210 83L208 84V85H210ZM231 83V82H227L226 83V85H229V84ZM244 82H242L241 84H243ZM72 84V83H71ZM158 84V85H157ZM175 84L177 85L178 83H176L175 82ZM175 84H174V86H175ZM206 84V83H205ZM224 84H225V82H224ZM61 85V84H60ZM63 85V84H62ZM73 85H74V83H73ZM165 85H163V87L165 86ZM195 85V84H194ZM208 85H205V89L207 90V86ZM222 86H224L223 84H221ZM239 85H240V83H239ZM247 85V84H246ZM158 86H160V87H158ZM171 86V85H170ZM180 86V85H179ZM262 86H263V88H262ZM58 87V86H57ZM63 87V86H62ZM61 87V88H62ZM168 87V86H167ZM204 87V86H203ZM202 87V88H203ZM220 87V86H219ZM224 87H226V86H224ZM229 87V86H228ZM245 87V86H244ZM54 88H56V87H54ZM113 88V89H112ZM169 88V87H168ZM171 88V87H170ZM202 88H199V86H198V88H197V90L198 89H202ZM209 88V87H208ZM211 88H214V83H213V87H211ZM215 88H217V86L215 87ZM82 89V88H81ZM226 89H228L227 87H226ZM165 90V89H164ZM168 90V89H167ZM167 90H165V91H167ZM202 90H204V89H202ZM201 90V91H202ZM173 91V90H172ZM194 91V90H193ZM199 91V90H198ZM198 91H196V92H198ZM209 91H211V90H209ZM114 92V91H113ZM115 92H117V91H115ZM164 93V95L166 94V97L164 96V95H162L163 93ZM168 92V91H167ZM174 92V91H173ZM219 92V91H218ZM109 93V92H108ZM117 93V94H118ZM162 93V94H161ZM172 93V92H171ZM178 93V92H177ZM199 93V92H198ZM198 93H195V95L197 94L198 95ZM203 93V92H202ZM222 93V92H221ZM226 93H228V92H226ZM105 94V93H104ZM105 94V95H106ZM170 94V93H169ZM179 94V93H178ZM193 94V95H192ZM209 94V93H208ZM211 94V93H210ZM110 95V94H109ZM115 95V94H114ZM182 95V94H181ZM190 95H192V96H194V92L193 93H190ZM196 95V96H197ZM214 94H211L210 96L212 97ZM252 95V94H251ZM99 96V95H98ZM103 96V95H102ZM107 96H108V94H107ZM122 96V97H121ZM178 96V95H177ZM199 96H200V93H199ZM198 96V97H199ZM204 96V95H203ZM202 96V97H203ZM210 96H208V97H210ZM255 96H254V98H255ZM262 96V97H263ZM96 97V96H95ZM100 97V96H99ZM108 97H110V96H108ZM195 97V96H194ZM201 97V98H202ZM207 97V96H206ZM211 97L209 98L210 100H211ZM215 97H217V96H215ZM222 97H223V99H224V101L226 100V95H224V94H222ZM261 97V96H260ZM42 98V97H41ZM74 98V97H73ZM94 98V97H93ZM219 98V97H218ZM221 98V97H220ZM220 98L218 99V101L220 100ZM253 98V97H252ZM3 99V98H2ZM38 99V98H37ZM178 100L179 102L181 101V103L178 105V104H176V100ZM216 99V98H215ZM231 99V98H230ZM248 99V98H247ZM199 100V101H198ZM209 100V101H210ZM217 100V99H216ZM249 100H250V97H249ZM252 100V99H251ZM250 100V101H251ZM72 101H73V99H72ZM104 101V102H103ZM127 101V102H126ZM204 101H205V99H204ZM208 101V100H207ZM206 101V102H207ZM224 101H222V103H224ZM217 102V101H216ZM219 102H221V101H219ZM218 102V103H219ZM226 102V101H225ZM36 103V102H35ZM73 103H74V101H73ZM99 102H97V104H98ZM99 103V104H100ZM133 104V108L132 109H134L135 108V110H136V108H138L137 110L141 113V111L144 113V119H143V121L141 122V123H144V127L145 128H143L142 130H140L139 128H136L134 125H133V127L132 126H130V125H128V121H130V119L131 120H133L132 118H134V117H132V115H133V111H132V109L131 108H127V105H124V107H123V105L122 104ZM227 104H228V100H227V102H226ZM66 104V103H65ZM76 104V105H77ZM92 104V103H91ZM201 104V105H200ZM207 104H208V102H207ZM219 104H221V103H219ZM249 104V103H248ZM251 104H253V103H251ZM40 105V104H39ZM48 105H50L51 106V104L49 103ZM69 105V104H68ZM75 105V106H76ZM90 105V104H89ZM89 105H88V107H89ZM95 105V103L93 104V106ZM45 106H46V104H45ZM74 105L73 106H70V110L69 109H65V110H69L70 112L69 113H71L72 111L71 110H73V109H76V107H75ZM121 106V107H120ZM126 106V107H125ZM210 106V107H209ZM220 106V105H219ZM222 106H224L223 104H222ZM226 106V105H225ZM79 108H81L80 107V105L78 106ZM128 107H132V106H129L128 105ZM179 107V108H178ZM228 107L229 106H227V110H228ZM49 108H51V107H49ZM79 108H77V109H79ZM90 108V107H89ZM96 108V107H95ZM217 108H219V107H217ZM223 108V107H222ZM225 108V107H224ZM82 109H80V110H82ZM93 109H94V107H93ZM178 109V110H177ZM79 110V111H80ZM73 111H76V110H73ZM79 111L77 112V113H79ZM216 111H218L217 113H216ZM66 111H64L63 113H65ZM84 112V111H83ZM173 112H177V118H178V120H177V122L180 124L179 125V127H180V129L178 128V126L176 127V125H175V127L174 128H176V130H177V128H178V131H175L174 129V131L172 130V131H170V128H169V130H168V133L165 135L164 133V135L165 136H162V137H158L159 138V140H157L156 139V141H152V139H151V136H152V133L155 131V129L159 126V125H161V123L162 122H167V120H168V117H169V115H170V117H171V115H172V113ZM228 112H229V110H228ZM239 112V111H238ZM62 113V114H63ZM82 113V112H81ZM85 113H87V112H85ZM85 113H84V115H85ZM222 113V112H221ZM73 114H76V113H73ZM134 114H135V116L137 117L138 115H136L137 113H135L134 112ZM139 114V113H138ZM174 114H176V113H174ZM67 115V114H66ZM139 115H141V114H139ZM213 115V114H212ZM219 115V114H218ZM231 115V114H230ZM226 111H224V113H222V118H221V115L218 117V118H220V119H218L217 117V119H218V122H222L223 124H225L224 126H226V125H228L229 126V124H231V122H232V120L234 119V118H232V117H234L233 115H232V117L230 116ZM62 116V115H61ZM69 116V115H68ZM78 116V115H77ZM174 116V115H173ZM81 117V116H80ZM140 117V116H139ZM169 117V118H170ZM175 117V118H176ZM197 117H199V118H201V119H199V120H201V122L200 123H197V121H199L198 119H197ZM74 118V117H73ZM82 118V117H81ZM210 118H213L212 116L210 117ZM243 118V117H242ZM241 118V119H242ZM45 119V118H44ZM76 119H77V117H76ZM80 119V118H79ZM196 119H197V121H196ZM214 119H215V117H214ZM54 120H57L56 118L54 119ZM58 120H65L66 121V119H60V118H58ZM57 120V121H58ZM68 120V119H67ZM74 120H75V118H74ZM74 120L72 121V119H71V121H72V125H73V122H74ZM86 120V119H85ZM134 120H136L135 118H134ZM134 120H133V122H134ZM166 120V121H165ZM170 120H171V118H170ZM210 120V119H209ZM212 120V119H211ZM80 121V120H79ZM140 121V120H139ZM171 121H176V120H173V117H172V120ZM213 121V120H212ZM216 121V120H215ZM58 122H61V121H58ZM77 121H75V124H78V122L76 123ZM93 122V121H92ZM131 122V121H130ZM170 122V121H169ZM167 123V125L168 124H170V123ZM221 122H220V124H221ZM64 123V122H63ZM67 123H69V121L67 122ZM80 123V122H79ZM213 123H214V121H213ZM213 123H211V124H213ZM234 123V122H233ZM40 124V123H39ZM57 124V125H56ZM56 126H58V124H60V123H57L56 122ZM65 124H66V122H65ZM90 125H91V122L89 123ZM165 125V123H162V125ZM172 124H173V122H172ZM215 124V123H214ZM213 124V125H214ZM216 124H218L219 125V123H216ZM215 124V126H217ZM90 125H88V128L90 127ZM94 125V124H93ZM141 125H143V124H141ZM178 125V124H177ZM208 125V126H207ZM222 125V124H221ZM221 125H219V126H221ZM233 124H231L229 127L230 128H232L231 126H232ZM53 126V125H52ZM60 126V125H59ZM58 126V127H59ZM64 126V125H63ZM74 127L76 126V125H73ZM78 126V125H77ZM76 126V127H77ZM80 126V125H79ZM92 126V125H91ZM170 126H171V124H170ZM169 126V127H170ZM212 125H210V128L212 129L213 127H211ZM223 126V125H222ZM223 126V127H224ZM42 127V126H41ZM44 127V126H43ZM62 127V126H61ZM75 127V128H76ZM81 127V126H80ZM98 127V126H97ZM161 127V126H160ZM159 127V128H160ZM166 128H167V126H165ZM165 127L163 126L162 128H164V130H165ZM222 127V128H223ZM70 128V127H69ZM79 128V127H78ZM92 128H93V126L91 127V129L89 128V130H91V131H94V130H92ZM158 128V129H159ZM217 128H220V127H216V129ZM62 129H64V127L62 128ZM72 129V128H71ZM94 129V128H93ZM168 129V128H167ZM209 129V128H208ZM227 129V128H226ZM42 130V129H41ZM48 130V129H47ZM59 130V129H58ZM61 130V129H60ZM74 130H76V129H74ZM78 130V129H77ZM76 130V131H77ZM85 130V129H84ZM210 130V129H209ZM213 130H214V128H213ZM218 130H220V129H218ZM82 131H83V129H82ZM162 131V130H161ZM205 131V132H204ZM208 131V133H207V135H206V132ZM210 131H212V130H210ZM216 132H218L219 133V131H217V130H215ZM163 132H165V131H163ZM222 133H224V132H227V131H221ZM220 132V133H221ZM40 133V132H39ZM42 133V132H41ZM40 133V134H41ZM50 133V132H49ZM53 133V132H52ZM77 134L79 133V131L78 132H76ZM92 133V132H91ZM95 133V132H94ZM162 133V132H161ZM161 133H159V134H161ZM205 133V134H204ZM212 133H213V131H212ZM211 133V134H212ZM219 133V134H220ZM233 132H231V134H232ZM43 134V133H42ZM44 135H45V132H44ZM56 135H57V132H56ZM91 135H93V133L91 134ZM95 135V134H94ZM215 135V134H214ZM222 136L224 135V134H221ZM220 135V136H221ZM225 135H227V134H225ZM50 136V135H49ZM71 136V135H70ZM221 136V137H222ZM228 136V135H227ZM229 136H232V135H229ZM47 137H48V135H47ZM47 137H45V138H47ZM54 137V136H53ZM56 137V136H55ZM58 137L60 138V136L58 135ZM73 137V136H72ZM86 137V136H85ZM164 137V138H163ZM195 137H197V136H195ZM208 137L210 138V139H212L214 136H212V138H211V136H209L208 135ZM41 138H42V136H41ZM57 138V137H56ZM59 138H58V140H59ZM154 138H156V137H154ZM203 139V141L205 140L206 141V139ZM209 138L207 139L209 142H210V140H209ZM228 138H230V137H228ZM47 139H49V138H47ZM51 139V138H50ZM49 139V140H50ZM224 139V138H223ZM70 140V139H69ZM213 140V139H212ZM55 141H57V140H55ZM64 141V140H63ZM195 141H197V139H195ZM194 141V142H195ZM202 142V139H201V141L199 140V143H201ZM212 142V141H211ZM50 143H52V142H50ZM85 143H86V141H85ZM198 143V142H197ZM207 143V142H206ZM47 144V143H46ZM78 144V143H77ZM83 144V143H82ZM87 144V143H86ZM85 144V145H86ZM208 144V143H207ZM38 145V144H37ZM51 145V144H50ZM53 145V144H52ZM84 145V144H83ZM97 145H96V147H97ZM203 145H205V143H203ZM210 145V144H209ZM47 146H49L48 144H47ZM60 146V145H59ZM76 146V145H75ZM94 146V145H93ZM36 147V146H35ZM63 147V146H62ZM65 147V146H64ZM204 148V149H203ZM206 148H209V146L208 147H206ZM54 149V148H53ZM68 149V148H67ZM75 149V148H74ZM86 149H88V148H86ZM95 149V148H94ZM211 149V148H210ZM214 149V148H213ZM47 150V149H46ZM50 150V149H49ZM80 150V149H79ZM78 150V151H79ZM83 150V149H82ZM53 151V150H52ZM56 151V150H55ZM54 151V152H55ZM65 151V150H64ZM63 151V152H64ZM91 151V150H90ZM100 151V150H99ZM13 152V151H12ZM35 152V151H34ZM33 152V153H34ZM62 152V153H63ZM69 151H67V153H68ZM71 152V151H70ZM69 152V153H70ZM98 152V151H97ZM217 153H218V151H216ZM37 153V152H36ZM59 153V155L58 156H60V154H61V152H58ZM76 153V152H75ZM214 153V152H213ZM48 154V153H47ZM83 154V153H82ZM97 154V153H96ZM210 154V153H209ZM215 154L216 153H214V154H212L211 153V155L212 156H215ZM2 155V154H1ZM6 155V154H5ZM15 155V154H14ZM30 155V154H29ZM56 155V156H57ZM62 155V154H61ZM71 154H69V156H70ZM73 155V154H72ZM100 155V154H99ZM98 154H97V156H99ZM220 154L218 153V155L217 156H219ZM3 156V155H2ZM1 156V157H2ZM22 156V155H21ZM35 156V155H34ZM33 156V157H34ZM54 156V155H53ZM75 156V155H74ZM76 156H78V155H76ZM83 156V155H82ZM85 156V155H84ZM216 156V157H217ZM6 157V156H5ZM17 157V156H16ZM29 157V156H28ZM32 157V156H31ZM41 157V156H40ZM62 157V156H61ZM71 157V156H70ZM96 157V156H95ZM215 157V158H216ZM220 157V156H219ZM4 158V157H3ZM7 158V157H6ZM55 158V157H54ZM60 158V157H59ZM63 158V157H62ZM73 158V157H72ZM83 158V157H82ZM89 158V157H88ZM87 158V159H88ZM210 158V157H209ZM5 159V158H4ZM23 159V158H22ZM28 159V158H27ZM29 159H32V158H29ZM53 159V158H52ZM64 159V158H63ZM67 159H68V157H67ZM86 159V158H85ZM90 159H92L91 157H90ZM211 159V158H210ZM209 159V160H210ZM9 160H11V158H9L8 159V161ZM47 160V159H46ZM69 160V159H68ZM71 160H73V159H70V161ZM84 160V159H83ZM94 160V159H93ZM104 160H105V158H104ZM126 161V163L124 162V161ZM7 161V160H6ZM7 161V162H8ZM13 162H15L14 161V159L12 160ZM12 161H10V162H12ZM35 161H36V159H35ZM37 161H38V159H37ZM41 161V160H40ZM81 161V160H80ZM86 161V160H85ZM95 161V160H94ZM98 161H100V160H97V161H95V162H98ZM103 161V160H102ZM215 161H216V159H215ZM1 162V161H0ZM12 162V163H13ZM32 162H34V161H32ZM55 162V161H54ZM63 162V161H62ZM90 162V161H89ZM95 162H93L92 163V161H91V164H95ZM104 162H106V160L104 161ZM212 162V161H211ZM19 163H20V161H19ZM24 163V162H23ZM37 163V162H36ZM35 163V164H36ZM48 163V165H49V161L47 162ZM51 163H53L52 161H51ZM75 163V162H74ZM110 163V164H111ZM215 163V162H214ZM226 163V162H225ZM224 163V161H219V162H217V164H218V166H219V169H224V165H226ZM6 164V163H5ZM14 164L15 163H13V169H15V170H17L16 168H14ZM34 164V165H35ZM39 164H41V163H39ZM54 164V163H53ZM73 164V163H72ZM71 164V165H72ZM76 164V163H75ZM89 164V163H88ZM99 165H102V163L100 164V162L98 163ZM17 165V164H16ZM21 165V164H20ZM33 165V164H32ZM42 165V164H41ZM51 165V164H50ZM50 165H49V167H50ZM60 165H61V163H60ZM62 165H63V169H64V171H67V172H65V173H69V172H71L70 171V165L69 164H66V163H62ZM106 165V164H105ZM227 165H228V163H227ZM12 166V165H11ZM11 166H10V168H11ZM25 166H26V164H25ZM24 166V164H23V167H25ZM27 166H28V164H27ZM29 166H31V165H29ZM76 166V165H75ZM94 166V165H93ZM97 166V165H96ZM107 166V165H106ZM110 166V165H109ZM231 166V165H230ZM230 166L228 165V169H230ZM16 167H18V166H16ZM73 167V166H72ZM92 167V166H91ZM90 167V169H92ZM103 167H104V165H103ZM213 167V166H212ZM6 168V167H5ZM9 168V167H8ZM26 168H28V167H26ZM42 168V167H41ZM48 168V167H47ZM60 168V167H59ZM73 168H75V167H73ZM73 168H72V170H73ZM93 168H95V167H93ZM108 168V167H107ZM7 169V168H6ZM31 169V168H30ZM29 169V170H30ZM63 169H61V171L63 170ZM89 169V168H88ZM95 169H97V168H95ZM100 169H102V168H100ZM116 169V168H115ZM119 169V168H118ZM210 169V168H209ZM214 169V168H213ZM8 170V169H7ZM19 170V169H18ZM17 170V171H18ZM22 170H24L23 168H22ZM22 170L20 171L19 170V172H22ZM28 170V169H27ZM34 170H36V168L34 169ZM42 170H44V169H42ZM74 170H76V169H74ZM80 169H78V171H79ZM93 170V169H92ZM98 170H99V168H98ZM103 170H105V168L103 169ZM109 170H110V168H109ZM113 171H114V169H112ZM232 170V169H231ZM26 171V170H25ZM47 172L48 171H51V169L50 170H46ZM69 171V172H68ZM94 171V170H93ZM101 171V170H100ZM111 171V170H110ZM124 171V170H123ZM218 171V170H217ZM227 171V170H226ZM246 171V170H245ZM2 172H4V171H2ZM10 172V171H9ZM12 172H13V170H12ZM24 172V171H23ZM39 172V170L36 172V174ZM47 172H45V173H47ZM76 172H77V170H76ZM247 172V171H246ZM1 173V172H0ZM5 173V172H4ZM14 173H16V172H14ZM26 173H27V171H26ZM44 173V172H43ZM81 173H83V171H80V173L79 174H81ZM112 173V172H111ZM227 173V172H226ZM250 173V172H249ZM10 174V173H9ZM21 174V173H20ZM70 174V173H69ZM78 174V175H79ZM84 174V173H83ZM89 174H92V173H89ZM88 174V175H89ZM119 174H122L121 172L119 173ZM123 174H124V172H123ZM220 174V173H219ZM14 175V174H13ZM16 175L18 176L19 175V173L17 174L16 173ZM16 175H15V177H16ZM45 175V174H44ZM67 175V174H66ZM77 175V174H76ZM94 175V174H93ZM118 175V174H117ZM248 175V174H247ZM253 175V174H252ZM21 176V175H20ZM36 176V175H35ZM39 176H41V178L43 177V175H38V177ZM72 175H70V177H69V179H68V183H70V185L72 184V185H75V187L76 186H78L79 185V188H83L84 189V186H85V184L86 185H88L85 181L87 180L86 178V180L84 179V177H82L81 175V177L79 178V177H77V178H75L76 176L75 175H73L72 177H71ZM91 177H92V175H90ZM95 176V175H94ZM99 176H100V173H99ZM104 176V175H103ZM121 176V175H120ZM210 176V175H209ZM221 177L223 176V175H220ZM244 176V175H243ZM249 176V175H248ZM4 177V176H3ZM65 177V176H64ZM88 177V176H87ZM105 177V176H104ZM250 177H251V175H250ZM250 177H248V178H250ZM25 178V177H24ZM66 178V177H65ZM90 178V177H89ZM88 178V179H89ZM102 178V177H101ZM106 178H107V176H106ZM106 178L104 179V180H106ZM109 178H112V177H109ZM109 178H107V179H109ZM218 178H219V176H218ZM37 179V178H36ZM85 181H84V180ZM94 179H96V178H94ZM94 179H92V180H94ZM7 180V179H6ZM67 180V179H66ZM91 180V178H90V181H92ZM110 180V179H109ZM112 180V179H111ZM219 180V179H218ZM250 180H251V178H250ZM12 181V180H11ZM14 181V180H13ZM45 181V180H44ZM88 181V180H87ZM95 181H99V179L97 178ZM94 181V182H95ZM103 181V180H102ZM15 182V181H14ZM104 182V181H103ZM102 182V183H103ZM109 182V181H108ZM219 182V181H218ZM217 182V184H219ZM226 182V181H225ZM40 183V182H39ZM101 183V184H102ZM224 183V182H223ZM227 183V182H226ZM237 183V182H236ZM9 184V183H8ZM96 184H97V182H96ZM110 184V183H109ZM228 184V183H227ZM257 184V183H256ZM11 185V184H10ZM16 185V184H15ZM49 185V184H48ZM111 185V184H110ZM126 185L128 186V188L126 187ZM42 187H43V185H41ZM47 186V185H46ZM97 186H99L98 184H97ZM130 186V187H129ZM29 187V186H28ZM28 187H27V189H28ZM33 187V186H32ZM86 187V186H85ZM88 187H89V185H88ZM88 187H86L87 189H88ZM104 187V186H103ZM109 187H111V186H109ZM108 187V188H109ZM114 186H112V194L110 195L109 194V196H104V192L102 193H99V194H95V193H93V192H96V191H93V192H90V191H92V190H89V191H87V195L88 196H90L92 199H95L96 201H98V202H100L101 204H106L105 205V209L109 212V209H110V204H112V203H114L115 204V202H116V199L119 197L118 195H117V193L116 192H114V188H113ZM11 188V187H10ZM30 188V187H29ZM81 188V189H82ZM85 188V189H86ZM91 188V187H90ZM93 188V187H92ZM100 188V187H99ZM69 189V188H68ZM76 189V188H75ZM79 190V191H82V190ZM103 189V188H102ZM115 189V190H116ZM11 190V189H10ZM55 190V189H54ZM103 191V190H102ZM105 191V190H104ZM126 191V190H125ZM86 192V191H85ZM114 192V193H113ZM162 192L164 193V190H162ZM187 192H190V191H187ZM35 193V192H34ZM80 193V192H79ZM84 193V192H83ZM97 193V192H96ZM106 193V192H105ZM108 193V192H107ZM118 193H120V192H118ZM163 193H162V195H163ZM56 194V193H55ZM81 194V193H80ZM121 194V195H122ZM189 194V193H188ZM15 195V194H14ZM82 195V194H81ZM84 195H86L85 193H84ZM182 195H183V193H182ZM192 195H193V193H192ZM199 195V196H200ZM205 195V196H206ZM47 196H49V195H47ZM118 196V197H117ZM173 196V195H172ZM196 195H194V197H195ZM17 197V196H16ZM50 197V196H49ZM83 197H85V196H83ZM87 197V196H86ZM122 197L123 196H121L120 197V199H122ZM181 197V196H180ZM231 197V196H230ZM233 197V196H232ZM123 198V199H124ZM172 198V197H171ZM203 197H201V199H202ZM205 198H207V197H205ZM204 198V199H205ZM44 199V198H43ZM119 199V200H120ZM141 199V198H140ZM161 199V198H160ZM162 199H164V198H162ZM181 199V198H180ZM254 199V198H253ZM253 199H252V201H253ZM24 200V199H23ZM42 200V199H41ZM105 201H106V203H105ZM108 201H110V202H112V203H107ZM201 201V200H200ZM230 201V200H229ZM251 201V200H250ZM7 202V201H6ZM24 202V201H23ZM137 202L139 203V204H137ZM4 203V202H3ZM36 203V202H35ZM51 203V202H50ZM118 203V202H117ZM116 203V204H117ZM120 203H122L121 201H119V203L117 204V205H119ZM144 203V201L142 202V204ZM199 203V202H198ZM230 203V202H229ZM256 202H254L253 204H255ZM169 204V203H168ZM253 204H251L252 206H253ZM34 205V204H33ZM91 205V204H90ZM148 205V206H149ZM161 205H163V207H164V204H161ZM208 205H210V204H208ZM228 205V204H227ZM35 206V205H34ZM52 206V205H51ZM81 206V205H80ZM141 206V205H140ZM148 206H146L147 208H148V210H149V208H152V206L151 207H148ZM157 206H160L159 204L157 205ZM166 206V205H165ZM213 206V205H212ZM215 206V205H214ZM256 206V205H255ZM254 206V207H255ZM258 206V205H257ZM11 207V206H10ZM41 207V206H40ZM49 207V206H48ZM112 207V206H111ZM137 207V208H136ZM160 207H162V206H160ZM168 207V209H171L170 210V212L172 211V208H170L169 206H167ZM209 207V206H208ZM223 207V206H222ZM253 207V209H255ZM258 207H260V206H258ZM258 207H256V211L258 210ZM33 208V207H32ZM97 208V207H96ZM114 208H116V207H113V209ZM202 209H203V207H201ZM212 208V207H211ZM221 208V207H220ZM29 209V208H28ZM33 209H35V207L33 208ZM112 209V210H113ZM117 209V208H116ZM115 209V210H116ZM160 209V213H162L163 212V209H162V212H161V208H158V210ZM165 209V211H164V213L166 212V207L164 208ZM225 209H227V208H225ZM44 210V209H43ZM103 212H105L103 209H101ZM145 211H146V209H144ZM152 211L153 210H156V209H151ZM197 210H198V208H197ZM211 210V209H210ZM220 210V209H219ZM224 210V209H223ZM39 211V210H38ZM168 211V210H167ZM202 210H200L199 212H198V215L199 214H202V215H204L202 212H201ZM47 212V211H46ZM65 212V211H64ZM80 212V211H79ZM108 212L107 213H105V216H106V214L108 215ZM143 212V211H142ZM142 212H140L141 214H142ZM172 212H175V210H174V208H173V211ZM179 212V211H178ZM201 212V213H200ZM38 213V212H37ZM100 213V212H99ZM139 213V214H140ZM156 213H158V211L156 212ZM159 213V214H160ZM12 214V213H11ZM14 214V213H13ZM81 214V213H80ZM147 214H148V211H147ZM154 215H156L155 213H153ZM158 214V215H159ZM171 214V213H170ZM175 214V213H174ZM40 215H42V214H40ZM95 215V214H94ZM101 215V214H100ZM144 215V214H143ZM149 215V214H148ZM151 215H152V212H151ZM150 215V216H151ZM168 215H169V212H168ZM39 216V215H38ZM109 216L111 217V218H113L114 219V217H115V215L114 214H109ZM114 216V217H113ZM138 216V215H137ZM165 216V215H164ZM163 216V217H164ZM200 216V215H199ZM205 216H207V214L205 215ZM95 217V216H94ZM107 217V216H106ZM147 217V216H146ZM170 217V216H169ZM179 217V216H178ZM50 218H52V217H50ZM91 218V217H90ZM115 218H117V216L115 217ZM121 218V217H120ZM125 218V217H124ZM139 218V217H138ZM195 218V217H194ZM200 218V217H199ZM205 218V217H204ZM39 219V218H38ZM132 219V218H131ZM148 219V218H147ZM203 219V218H202ZM40 220V219H39ZM115 220H117V219H115ZM114 220V221H115ZM134 220V219H133ZM135 220H137V217H136V219ZM142 220V219H141ZM50 221V220H49ZM105 221V220H104ZM119 221V220H118ZM140 222V221H139ZM138 222V223H139ZM197 222V221H196ZM201 222V221H200ZM136 223H137V221H136ZM136 223H134V225L136 224ZM42 224V223H41ZM47 224V223H46ZM110 224V223H109ZM120 224V223H119ZM167 224V223H166ZM48 225V224H47ZM50 225V224H49ZM102 225V224H101ZM163 225H165L164 223H163ZM46 226V225H45ZM90 226V225H89ZM177 226H178V224H177ZM202 226V225H201ZM212 226V225H211ZM57 227V226H56ZM108 227V226H107ZM199 227V226H198ZM117 228V227H116ZM141 228V227H140ZM2 229H4V231L5 232H8L9 230L7 229V228H2ZM111 228H109V230H110ZM119 229V228H118ZM124 229V228H123ZM175 229V228H174ZM35 230V229H34ZM52 230V229H51ZM58 230V229H57ZM128 230H131V229H128ZM112 231H114V229L112 230ZM173 231V230H172ZM4 232V233H5ZM14 233V232H13ZM17 233V232H16ZM61 233V232H60ZM102 233V232H101ZM106 233V232H105ZM11 234V233H10ZM18 234V233H17ZM107 234H109V233H107ZM103 235V234H102ZM106 235V234H105ZM5 236V235H4ZM3 236V237H4ZM55 236H56V234H55ZM55 236H52V237H50V239H52V242L55 244V245H60V246H62V245H64L66 242L64 241V239H60V238H58V239H56V237ZM83 237V236H82ZM110 237V236H109ZM112 237H114V236H112ZM112 237H110V238H112ZM22 238V237H21ZM65 238V237H64ZM68 238V237H67ZM115 238V237H114ZM20 239V238H19ZM18 239V240H19ZM66 239V238H65ZM100 239V238H99ZM9 240V239H8ZM74 240V239H73ZM116 241H117V239H116ZM2 242V241H1ZM7 242V241H6ZM15 243V242H14ZM112 243V242H111ZM4 244V243H3ZM69 244V243H68ZM68 244H66L67 246H68ZM71 244V243H70ZM40 245V244H39ZM79 245V244H78ZM116 245V244H115ZM18 247V246H17ZM36 247V246H35ZM54 247V246H53ZM58 248V247H57ZM14 249V248H13ZM18 249H20V248H18ZM63 249V248H62ZM15 250V249H14ZM17 250V249H16ZM22 250V249H21ZM36 250V249H35ZM55 250V249H54ZM66 250V249H65ZM96 250V249H95ZM44 251V250H43ZM59 252V251H58ZM117 253H118V251H117ZM29 254V253H28ZM27 254V252L26 251H21V257H23V258H27L28 256L30 257V255H28ZM31 254V253H30ZM46 254V253H45ZM122 256H123V254L122 253H120ZM28 255V256H27ZM37 255V254H36ZM62 255V254H61ZM14 256V255H13ZM38 257H39V255H38ZM124 257H125V254H124ZM20 258V257H19ZM127 258V257H126ZM129 258V257H128ZM127 258V259H128ZM18 259V258H17ZM30 260V258H27V260ZM135 259V258H134ZM22 260H24V259H22ZM81 261V260H80ZM25 263H27L26 261H25ZM30 263V262H29ZM32 263V262H31ZM30 263V264H31ZM35 263V262H34ZM52 263V262H51Z\"/></svg>",
  "mask_w": 264,
  "mask_h": 264
}]
</instances>
